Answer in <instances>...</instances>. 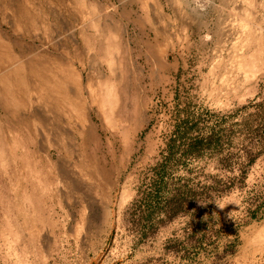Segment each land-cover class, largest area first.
Wrapping results in <instances>:
<instances>
[{"label":"rangeland","instance_id":"374dc122","mask_svg":"<svg viewBox=\"0 0 264 264\" xmlns=\"http://www.w3.org/2000/svg\"><path fill=\"white\" fill-rule=\"evenodd\" d=\"M0 264H264V0H0Z\"/></svg>","mask_w":264,"mask_h":264},{"label":"trees","instance_id":"16d2710c","mask_svg":"<svg viewBox=\"0 0 264 264\" xmlns=\"http://www.w3.org/2000/svg\"><path fill=\"white\" fill-rule=\"evenodd\" d=\"M176 201V200H178L177 198H173V201ZM179 201H177L176 203H178ZM175 203V204H176ZM183 208H184V203L183 204H177V205H173V206H170V209H169V212L173 215V216H175L176 214H177V212H179V211H182L183 210Z\"/></svg>","mask_w":264,"mask_h":264}]
</instances>
